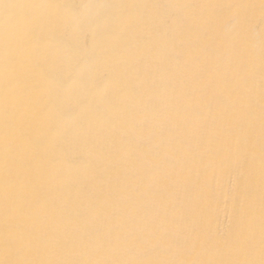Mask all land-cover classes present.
Returning a JSON list of instances; mask_svg holds the SVG:
<instances>
[{
	"label": "snow or ice",
	"instance_id": "6c2138e0",
	"mask_svg": "<svg viewBox=\"0 0 264 264\" xmlns=\"http://www.w3.org/2000/svg\"><path fill=\"white\" fill-rule=\"evenodd\" d=\"M39 10H47V14L41 15ZM37 25L58 31L59 37L43 50L23 49L24 37ZM227 25L231 31H225ZM193 34L204 42L200 49L203 60L191 57L195 73L181 59L186 38ZM133 36L142 46H127ZM162 51L168 52L169 85L175 88L178 74L186 79L195 76L200 83L199 107L185 106L192 119L185 121L184 133L176 141L183 150L196 151L206 145L199 151L197 182L204 178L207 186L209 170L217 160L227 161L235 149L240 152L241 173L230 190L238 192L245 166L250 170L255 159L258 121V225L251 175L233 219L216 228L203 223L199 202L181 209L171 221L167 213L157 214L159 227L155 221H145L135 230H126L122 218L115 215L132 193L102 205L68 202L59 209L62 224L58 228L70 237L72 247L63 258H40L41 249L53 242V233L40 225V217L54 208L42 189L47 177L64 176L60 153L86 139L113 113L126 111V97L134 91L127 79L130 58L139 62L146 54ZM0 62V264H264V0L258 4L0 0ZM209 72L215 73L214 79L206 76ZM157 87L153 81L152 90ZM82 92L87 94L86 104L80 99ZM180 95L187 93L181 89ZM45 98L51 102L41 105ZM161 121L172 123L166 114L137 123L155 138L162 131ZM34 132H43L45 140L38 142ZM129 135L130 131L121 133V140ZM133 147L139 150L140 144ZM160 147L170 153L163 142ZM112 155L117 162L124 159L119 151ZM169 166L174 167L169 155L150 165L148 182L138 184L133 192L150 191L161 168ZM87 171L93 179L97 177L94 164H89ZM166 190V185L159 189L161 194ZM161 206L167 207L163 201ZM96 221L100 223L90 227ZM185 253L193 258H183Z\"/></svg>",
	"mask_w": 264,
	"mask_h": 264
},
{
	"label": "bare ground",
	"instance_id": "6f19581e",
	"mask_svg": "<svg viewBox=\"0 0 264 264\" xmlns=\"http://www.w3.org/2000/svg\"><path fill=\"white\" fill-rule=\"evenodd\" d=\"M22 3H140V4H226V3H259V0H17ZM155 13L156 10H150ZM39 14H47V10H39ZM259 16V10H256ZM225 31H231V25H227ZM59 37V32L44 26L37 25L24 37L23 49L40 48L43 50L49 43ZM91 40V35L89 36ZM257 54L256 88L257 99L259 91V37L254 40ZM204 42L195 34L186 38V45L182 54V61L187 62V67L193 73L197 71L192 63L191 57L203 55L200 49ZM128 47L142 46V41L133 36L128 41ZM22 49V50H23ZM167 51L159 54H146L143 60L137 62L135 57L130 58V70L127 79L134 91L126 97V111L120 114L113 113L107 123L94 128L86 137L77 143L66 146L60 153V162L65 169L61 178L47 177L42 189L45 199L53 202L54 208L47 215L40 217V225L53 233V242L48 248L41 249L40 258H63L71 249L72 241L62 227V217L59 209L68 202L95 203L102 205L106 201H115L122 196L132 193L131 198L115 213L122 218L123 227L126 230H135L143 226L145 221H155L159 227L157 214L163 216L167 213L169 220L179 216L181 209H190L199 202L202 221L212 228L225 226L233 219L236 208L247 191V177L252 176V185L256 195L257 225L259 216V176L260 158L258 144V121H257V147L255 159L250 162L251 169L245 166L244 178L240 181L239 191H231L237 176L241 173L240 152L233 149V153L227 161L217 160L212 169L209 170L207 186L206 181L201 178L197 182L195 173L200 167L201 160L199 151H203L206 145L196 151L179 149L178 141L184 133L185 121L192 119L191 111H185V106L191 108L199 107L200 83L194 76L186 79L182 74L177 75L175 88L168 84L169 63L166 59ZM2 70L0 62V100H2ZM119 78V71L116 72ZM208 78H215L214 72L206 73ZM153 81L157 89L152 90ZM183 89L187 95L181 96ZM217 91H222L218 88ZM80 99L83 103L88 102L86 93H81ZM50 98L40 101V104L50 103ZM65 109L69 107L68 102L64 104ZM168 115L172 123L163 121L162 131L155 137H150L149 130L141 128L137 123L139 120L153 121L161 115ZM133 123H137L135 128ZM130 131L127 139L121 140V133ZM34 138L38 142L45 140L43 132H34ZM163 142L170 149V153L162 151L160 145ZM139 143L140 148L136 150L133 145ZM195 144V141L193 142ZM119 151L124 159L117 162L113 159V153ZM132 153L129 156V153ZM165 155L174 164L161 168L157 182L152 185L148 192H133L138 184L147 183L150 173L147 171L150 165L158 163ZM0 157H2V105H0ZM96 166L97 177L92 178L87 171V166ZM117 169L119 174L117 175ZM2 181V173H0ZM162 185L167 190L160 193ZM161 201L167 207L161 206ZM174 205V206H173ZM3 213L0 206V225H2ZM96 224H90L95 227ZM183 258H193L187 253Z\"/></svg>",
	"mask_w": 264,
	"mask_h": 264
}]
</instances>
